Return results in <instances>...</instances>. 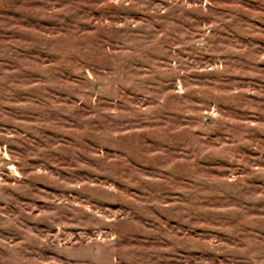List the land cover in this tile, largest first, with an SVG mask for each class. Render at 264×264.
<instances>
[{
  "label": "rangeland",
  "instance_id": "obj_1",
  "mask_svg": "<svg viewBox=\"0 0 264 264\" xmlns=\"http://www.w3.org/2000/svg\"><path fill=\"white\" fill-rule=\"evenodd\" d=\"M0 264H264V0H0Z\"/></svg>",
  "mask_w": 264,
  "mask_h": 264
}]
</instances>
